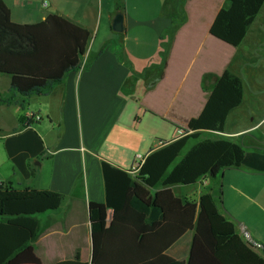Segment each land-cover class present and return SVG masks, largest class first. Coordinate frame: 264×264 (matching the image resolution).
I'll use <instances>...</instances> for the list:
<instances>
[{
  "label": "crops",
  "instance_id": "1",
  "mask_svg": "<svg viewBox=\"0 0 264 264\" xmlns=\"http://www.w3.org/2000/svg\"><path fill=\"white\" fill-rule=\"evenodd\" d=\"M3 1L14 22L34 23L56 13L87 28L91 36L102 20L105 27H110L115 11L120 9L119 2L123 5L125 31L116 33L110 27V32L118 35L106 30L97 42L91 39L82 65L68 72L47 95L24 98L17 94L14 103L0 102V183L16 189L52 190L64 196L57 209L36 215L39 226L34 251L40 264L73 259L77 253L89 261L92 248L88 204L105 201L101 161L131 168L138 157L144 159L151 150L162 146L164 140L158 136L164 122L176 130L170 140L178 138L190 118L200 113L213 84L226 68L237 74L244 86L246 75L242 77L241 72L262 62L264 21L257 20L258 13L242 42L245 48L242 43L234 47L209 33L225 0H186L187 19L175 32L163 74L157 79L159 37L170 25L165 0ZM209 3L211 10L205 17ZM190 5L195 7L193 12ZM142 26L145 33L153 34V50L143 56L136 49L146 45L141 31L132 34L135 46L128 42L129 34ZM115 36L122 43L120 59L105 46ZM251 56L257 57L255 65L250 64ZM9 86L10 77L0 74V94ZM252 88L260 89L256 81ZM31 113L40 119H29L27 115ZM261 124L264 116L256 122L251 119V124L246 122L238 130L211 133L239 141L259 130ZM260 138H264V131L254 137L258 146ZM196 184L198 187L176 184L171 188L177 196L193 198L203 191L214 193L215 183L209 175ZM213 197L219 211L234 221L238 234L263 256L264 172L245 166L224 170L222 197L228 212L220 208L219 196L214 193ZM111 215L109 209L107 225ZM190 241L191 235L183 237L169 254L185 258Z\"/></svg>",
  "mask_w": 264,
  "mask_h": 264
},
{
  "label": "trees",
  "instance_id": "2",
  "mask_svg": "<svg viewBox=\"0 0 264 264\" xmlns=\"http://www.w3.org/2000/svg\"><path fill=\"white\" fill-rule=\"evenodd\" d=\"M185 3L165 0L170 25L159 37L157 79L163 74L174 34L187 19ZM263 4L264 0H225L209 33L239 47ZM90 40L87 28L56 13L34 23L14 22L9 7L0 0V74L10 77L0 102L14 103L17 94L24 98L47 95L68 72L82 65ZM115 43L105 46L120 59L122 43L114 49ZM242 101L243 81L226 68L200 113L188 121L185 134L151 150L135 176L130 168L103 159L105 201L88 204L91 259L82 260L77 253L56 264H264V255L238 234L234 221L219 211L213 197L215 193L221 201V178L226 169L245 166L264 172V146H245L240 139L216 135L195 142L168 170L189 138L199 137L203 131L224 132L229 113ZM21 107L23 110V104ZM206 175L215 183L214 193L203 191L193 198L177 196L171 188L195 184ZM63 198L52 190L16 189L0 183V264L41 263L34 251L39 226L36 215L57 209ZM109 209L112 215L107 225ZM188 235L187 256L170 255V248Z\"/></svg>",
  "mask_w": 264,
  "mask_h": 264
},
{
  "label": "rangeland",
  "instance_id": "3",
  "mask_svg": "<svg viewBox=\"0 0 264 264\" xmlns=\"http://www.w3.org/2000/svg\"><path fill=\"white\" fill-rule=\"evenodd\" d=\"M119 5L123 7V5L121 4V2H119ZM197 5V4H196ZM100 6V3H99ZM104 6V5H103ZM194 6L190 5V10L191 12H193V8ZM204 7V5H203ZM211 10V5L210 3L207 4L205 6V17H207L209 15V12ZM262 15H264V4L257 16V20L260 19V21H264V17L262 19ZM109 26H104V21L102 20V22L100 23L99 26L96 27V30L93 32L92 34V40L96 39V42L100 39V37L105 34V31L108 30L110 34L112 35H118L115 34L113 32H110L111 30L109 29ZM138 31H141L140 33ZM127 35V32H125ZM140 34L141 38H143V41H145L146 45L145 47H136L137 50H139V53L141 56H143L144 54H149V52H151V50H153V47L151 45L152 40H151V36L153 34H151V32H147L145 33V27L142 26L141 28L137 29V32H131L129 34V45H133L134 41L132 39V34ZM117 37L115 40V45H114V49H117L118 43L121 44V40L120 37ZM262 44L264 45V41H262ZM262 45V46H263ZM243 49L245 48V43H242L241 46ZM123 50V48H122ZM263 52L262 55V62L261 64H256V58L255 56H251L250 58V64H254L255 66H250V71H247L246 73H244L243 71L241 72V76L244 77L245 75L247 76V82H246V76H245V85L243 86V101L240 104L239 107L233 109L230 114L227 117L226 123H225V130L226 131H233V130H238L242 127H245V123H249L251 124V119H254V122H256V120H258L259 118H262L264 116V46L262 47V51L261 54ZM246 68H248L246 66ZM252 71H254V73L252 74ZM256 73H260V74H256ZM244 79V78H243ZM255 81L256 83H258L259 86V90L257 89H251V86L255 85ZM254 82V83H253ZM248 116V118H247ZM247 118V121H246ZM160 133L158 138L164 141H169L172 137L171 134L176 132L175 128L172 126V124L166 123L164 122L162 124V127H160ZM264 131V124H261V126L259 127V130H255V131H251L250 134L248 135H244L243 138H241L240 140L243 142V144L245 146H252L255 144V146L257 145V142L254 141V137H259L260 133ZM226 135H231V134H226ZM216 135H213L211 132L209 131H203L199 137H192L189 138L186 145L183 147V149L181 150V152L179 153V155L176 157V159L171 163V165L169 166L168 170H170L181 158L182 156L187 152V150L197 141L204 139V138H216ZM233 139L236 140L235 137H232ZM259 139V138H258ZM158 139H156L155 141H157ZM252 140V141H250ZM260 146H264V138H260ZM255 142V143H253ZM252 143V144H251ZM250 149V148H249ZM180 185V184H179ZM187 187V186H186ZM188 187H198V185L192 184L189 185ZM221 201H220V208H222V210H226L224 201H223V175L221 178ZM228 212V211H227ZM232 216V215H231ZM233 217V216H232ZM235 220L236 218L233 217ZM245 233H243L244 235Z\"/></svg>",
  "mask_w": 264,
  "mask_h": 264
},
{
  "label": "water",
  "instance_id": "4",
  "mask_svg": "<svg viewBox=\"0 0 264 264\" xmlns=\"http://www.w3.org/2000/svg\"><path fill=\"white\" fill-rule=\"evenodd\" d=\"M110 27L112 31L116 33H123L125 31V14L123 10L119 9L115 11L110 22ZM91 248H92V243H91Z\"/></svg>",
  "mask_w": 264,
  "mask_h": 264
},
{
  "label": "built area",
  "instance_id": "5",
  "mask_svg": "<svg viewBox=\"0 0 264 264\" xmlns=\"http://www.w3.org/2000/svg\"><path fill=\"white\" fill-rule=\"evenodd\" d=\"M27 117L29 119H31V120H39L40 119V116L38 114H33V113L28 114ZM184 134H185L184 131L183 132L181 131L180 136H182ZM143 161H144V159L142 157H138L134 161L133 165L131 166L130 173H136L137 174L139 169H140V167H141V165H142V163H143Z\"/></svg>",
  "mask_w": 264,
  "mask_h": 264
}]
</instances>
